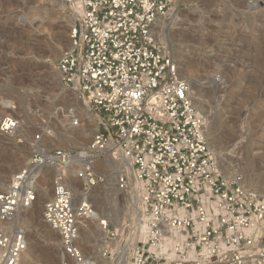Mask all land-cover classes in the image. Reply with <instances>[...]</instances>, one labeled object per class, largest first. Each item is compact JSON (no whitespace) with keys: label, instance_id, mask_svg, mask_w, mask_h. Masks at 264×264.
Wrapping results in <instances>:
<instances>
[{"label":"built area","instance_id":"1","mask_svg":"<svg viewBox=\"0 0 264 264\" xmlns=\"http://www.w3.org/2000/svg\"><path fill=\"white\" fill-rule=\"evenodd\" d=\"M178 1L72 0L76 20L57 70L62 85L85 96L103 119L102 132L79 150L36 148L26 169L0 190L6 222L35 201L32 173L50 170L42 221L58 237L64 264H88L77 241L93 215L90 204H76L68 169L78 167L75 179L87 197L98 183L95 163L118 153L142 185L145 237H136L134 218L122 235L106 214L97 221L103 259L118 264L129 239L128 264H264V197L240 176L222 174L188 83L151 37L155 21ZM18 128L14 118L0 119V135L12 137ZM117 186L125 191L127 178ZM26 247L22 229L0 230V264H21Z\"/></svg>","mask_w":264,"mask_h":264},{"label":"rangeland","instance_id":"2","mask_svg":"<svg viewBox=\"0 0 264 264\" xmlns=\"http://www.w3.org/2000/svg\"><path fill=\"white\" fill-rule=\"evenodd\" d=\"M51 3L52 0H0V119L8 112L5 103H11L17 108L13 118L21 123L23 133L0 135V142L7 147L0 143V173L8 167V158L16 163L18 171L27 167L37 145H52L48 151L79 150L102 132L103 119L93 113L89 103L83 110L81 102L85 98L60 81L57 63L66 50L71 29L65 18L72 14L69 9L62 13ZM173 9L181 12L183 21L168 27L169 47L160 45L175 62L179 77L188 83L192 97L199 106L203 105L198 112L210 116L208 135L220 171L226 178L240 176L245 187L264 197V0H179ZM75 20L74 17V23ZM184 32L187 39L181 37H185L181 34ZM55 52L60 56L55 57ZM66 120H73L76 128L71 130ZM78 131L82 135L76 134ZM47 132L53 134L51 142L46 141L50 138ZM36 136L39 140L34 143ZM109 156L101 157L98 165L105 167ZM111 173L112 183L95 171L98 183L92 189L110 186L119 192L126 213L121 231L113 224L124 235L129 219L134 218L133 208L127 200L128 187L120 191L117 182L127 175L124 170ZM51 176L49 170L43 175L50 196ZM77 193L83 191L79 189ZM41 204L37 209L40 217ZM91 205L97 207L94 202ZM103 212L110 215L108 204ZM41 229L45 230V226ZM90 237L95 238L93 233ZM39 240L41 254L48 255L46 241ZM51 253L49 256L57 262L55 246Z\"/></svg>","mask_w":264,"mask_h":264},{"label":"bare ground","instance_id":"3","mask_svg":"<svg viewBox=\"0 0 264 264\" xmlns=\"http://www.w3.org/2000/svg\"><path fill=\"white\" fill-rule=\"evenodd\" d=\"M51 4L57 10H59V11L61 10V12L66 11L67 9L70 10L72 16H66L65 19H68V20H66V22L68 21L67 22V23H69L68 25H70V28H72V26L74 24V17H76V15L73 12L74 6L72 3V0H52ZM62 13H64V12H62ZM183 18L184 17L182 16L180 11L172 8L165 16L160 17L155 21L154 26H153L152 31H151L152 39L158 44H164V45L169 47V43H168L169 38L167 35L168 27H174V26L176 27V26L181 25ZM181 34L185 35V37L184 36H181V37H183L185 39L188 38V35H186L185 32L181 33ZM68 46L69 45H66L65 49H67ZM166 50H168V52H169V49H166ZM58 56H60L59 52H57L55 54V57H58ZM185 73H186V71H185ZM183 74L184 73H182V75ZM180 77H181V79H184V78H182L181 75H180ZM77 94L80 95L82 98L86 99V97L83 96L81 93H77ZM70 95L72 97L75 96L74 94H70ZM85 99H83V101L81 102V105H83V110L88 109V100L86 99L87 100L86 101ZM192 101H193V106L196 109L197 113L200 114L205 119V121L207 122L208 117H210V116L207 117L205 114L202 115L197 110V109L203 110L204 109L202 107L203 105L199 106L198 105L199 101L197 102L193 97H192ZM6 105H7L6 110H8V112L5 113L2 118H13V116H14L13 110L16 111L17 108L12 107L13 105L11 103H5V106ZM66 123L71 128V130L75 127L73 120L72 121L66 120ZM20 124L21 123H19V128L17 130V133H18V135L23 136V133L21 132ZM73 131H75V130H73ZM79 131L83 132V130H79ZM79 131L76 134L82 135V133ZM47 134H48L47 136L50 138L45 137L46 141L48 139L51 142L52 141L51 138H52L53 134L51 132H47ZM88 141L89 140H87V142ZM3 145L4 144H2V146ZM258 145H260V144H258ZM4 147L7 148L6 144L4 145ZM110 147H111V145L109 146V148ZM37 148L39 150H42L44 153V152H47L48 149L52 148V145L48 144L47 148H42L41 145H37ZM117 155L119 156L118 160H114V158H112L110 156L109 159L107 160L108 162L106 163L105 167H100L98 165L99 162H97L94 165V171L103 175L107 179V181H109L111 183L114 180V178L112 177L113 174L111 173L112 171H114V170H115V172L117 170H120V171L124 170L125 171L127 178H128V190H129V192L126 191L128 193L127 200L133 208V211L131 214H132V216H134L136 226H137L136 237L140 240H143L145 237V225L142 222L143 206L140 202V196L142 194V185L137 180L131 164L126 159H124L119 153L115 154L114 156L116 157ZM6 166H8V167L3 168V170H1L2 173H0V190L7 189L8 186L10 185L11 179L18 172H20V170L18 171L19 167H16V163H14L12 160H9V158H8V162H7ZM25 169H26V166L23 170H25ZM77 169H78L77 166H71V167H69L68 172H67L69 177L71 176V178H72V179L70 178V180H72V181H69L71 184V188L76 191L75 193L73 192V197H74L76 204L86 203V204L91 205V203L94 202L95 206H97L99 209H101V211L97 210L96 209L97 207L95 208L92 206L93 204L91 205V207L93 209V215L89 220L83 221L81 223L79 238L77 241V247L82 251L86 261L88 262V264H114L112 262H109V261L103 259L101 254H100V249L102 247V244H100V242H99L101 236L97 233V221H98V219H101L102 217L106 216V214L103 212V208L106 204H108L110 206V212H109L110 213V215H109L110 221L112 223H115L116 228L119 231H121L122 223H124L123 222L124 212L126 211V206L124 204V200L119 196V192L116 189L110 188V186L104 187L101 189L94 188V189H92V192H90L91 194L89 193L87 197H82V194L77 193V191L79 189H81V185L77 180L74 179L75 178L74 175H75V172L77 171ZM47 170H49V169L40 168V169L35 170L32 173V179H34V180L36 179L35 180L36 198H35V201L31 204V206L29 208H20L17 211V213L14 215V217L12 219H10L9 221H6V222L0 221V230H2V231L12 232V230H15V229H22L23 232L25 233L27 247H26V251H24L22 253V256L20 259L21 264H38V263H41V264H64L66 262L65 258L63 256V251H62L60 242L58 240V237L56 236V234L53 231H51V229H49L44 224V222L42 221V216L40 217L39 213L37 212L38 205H40V203L42 202V204H41V209H42V206L46 203V201H48V199L46 200V198L48 197V195L50 196V191H48V189L46 187L47 186L46 182L43 179V175H44V173H46ZM8 174L11 176L6 177ZM114 175H116V174H114ZM251 182H252L251 180H248V183H251ZM37 186H39V187H37ZM51 192H52V190H51ZM261 192H263V191H261ZM51 195H52V193H51ZM50 197H49V199H50ZM80 197H81V199H80ZM131 209H130V211H131ZM127 211H128V209H127ZM128 214H130V213H128ZM131 214H130V216H131ZM42 225H43V227L45 226V230L41 229V228H43ZM46 227H47V229H46ZM91 233H93L95 236L94 240H92L90 237ZM42 238L47 243L46 246L48 247L47 248L48 249V255H44V252H43V254H41V251L39 250L38 241H40L39 239H42ZM54 240L56 241V244H54V242H53ZM54 246H55V249L58 251V255H59V260L55 263H54L55 259L53 260L52 256L51 257L49 256L50 254H52L51 252H52V248H54ZM41 248H43V247H41ZM130 248H131V242L128 239L127 244L125 245V247L122 251L121 258H120V261L118 264H128L127 263L128 262V254H129ZM45 249H43V251H45ZM46 254H47V252H46Z\"/></svg>","mask_w":264,"mask_h":264},{"label":"water","instance_id":"4","mask_svg":"<svg viewBox=\"0 0 264 264\" xmlns=\"http://www.w3.org/2000/svg\"><path fill=\"white\" fill-rule=\"evenodd\" d=\"M67 45H69V42L67 43ZM68 47H69V46H68ZM68 47H67V48H68Z\"/></svg>","mask_w":264,"mask_h":264}]
</instances>
